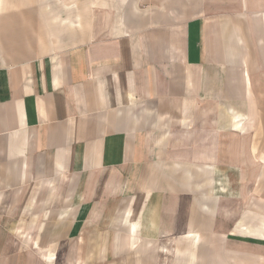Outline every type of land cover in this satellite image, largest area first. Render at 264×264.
I'll return each instance as SVG.
<instances>
[{"label": "crops", "instance_id": "0c3cea01", "mask_svg": "<svg viewBox=\"0 0 264 264\" xmlns=\"http://www.w3.org/2000/svg\"><path fill=\"white\" fill-rule=\"evenodd\" d=\"M0 264H264V0H0Z\"/></svg>", "mask_w": 264, "mask_h": 264}]
</instances>
